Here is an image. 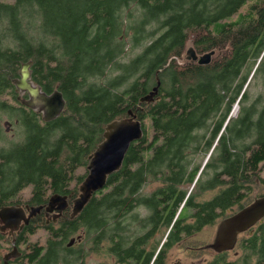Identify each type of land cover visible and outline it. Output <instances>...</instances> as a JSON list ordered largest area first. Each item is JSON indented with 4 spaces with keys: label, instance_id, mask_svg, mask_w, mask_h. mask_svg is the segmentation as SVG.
Returning <instances> with one entry per match:
<instances>
[{
    "label": "trees",
    "instance_id": "trees-1",
    "mask_svg": "<svg viewBox=\"0 0 264 264\" xmlns=\"http://www.w3.org/2000/svg\"><path fill=\"white\" fill-rule=\"evenodd\" d=\"M190 41L198 56L213 53L208 65L180 64ZM26 63L43 93L62 94L56 118L20 94ZM254 78L264 84V0H0V114L23 134L0 149V210L55 197L71 206L108 126L141 128L77 215L68 206L42 225V252L38 232H24L31 252L20 264H88L103 254L137 264L154 226L177 244L263 197L253 192L264 188V105L245 106ZM205 193L214 196L200 200ZM77 234L78 250L68 247ZM232 252L221 264H264V220Z\"/></svg>",
    "mask_w": 264,
    "mask_h": 264
},
{
    "label": "water",
    "instance_id": "water-1",
    "mask_svg": "<svg viewBox=\"0 0 264 264\" xmlns=\"http://www.w3.org/2000/svg\"><path fill=\"white\" fill-rule=\"evenodd\" d=\"M192 55L194 56L193 61L198 62L200 65H208L211 62L213 53L207 54L201 58H197L196 57L197 54L193 50ZM31 66H32V63H26L23 65L21 72H20L21 77L20 79L16 81L17 88L23 92L28 93L29 97H32V99H38L40 102H42V98H46V96H48L47 99H51L53 102L54 100L53 95H55L56 93H58L63 99V96L60 92L56 91L52 95H47L42 92V89L39 86L35 85L31 81V70H30ZM252 76L250 77V80L252 79ZM26 104L29 105L27 101H26ZM47 106H44V107H47ZM30 107L32 108L33 105ZM64 107H65V101L63 99V110H64ZM49 111L50 110L45 111L44 113L46 114L44 117L47 120H52L63 112L62 111L57 116L50 117L52 116L53 111L52 112H49ZM128 128H131V129H128ZM140 135H141L140 124L135 122L131 126H128L126 128V131L123 134H121L118 138H115L116 140L112 142L105 141L107 144L103 152L97 155L99 151L98 150L95 153L97 156L95 159V171H94L95 177L92 176V180L89 181L87 185L90 187V185L93 184V189L91 190V194L94 190L98 189L105 183V180L108 174L116 171L121 166L124 156L130 144L135 139L139 138ZM105 142L101 145V147L105 144ZM208 158L209 156L207 157L206 161L208 160ZM87 181L88 179L86 180V182ZM91 194L89 195L88 199L90 198ZM55 199L67 200V198L55 197L51 200V202L54 201ZM87 200L85 199L84 201L87 202ZM86 202H83V204L80 205L78 213L81 211V209L84 206V203ZM47 206L31 208V213L28 217H27L25 210L21 207H7V208L0 210V221L4 223L3 229H6V228L11 229L12 235H13L14 230L18 229L22 221L29 223L30 219H32L34 216L39 214L42 210L46 209ZM263 220H264V196L261 198H258L250 205L244 207L243 209L239 210L237 213L223 220L218 226L215 239L213 243L210 245V248L214 250L216 253H224V252L233 251L237 245L240 235L246 233L247 231H249L256 225L261 223ZM76 241L77 239H72L70 243L68 244V247H73ZM18 255H19V252L17 249H15L14 251H12L10 254H8L5 257V264H9L8 261L11 259V257H17Z\"/></svg>",
    "mask_w": 264,
    "mask_h": 264
},
{
    "label": "rangeland",
    "instance_id": "rangeland-1",
    "mask_svg": "<svg viewBox=\"0 0 264 264\" xmlns=\"http://www.w3.org/2000/svg\"><path fill=\"white\" fill-rule=\"evenodd\" d=\"M193 50H194V48L192 47L191 41H190L188 43L186 53L180 59V64L183 65L185 63H190L191 61L194 60L193 59L194 56L192 55ZM196 57L201 58L198 55ZM249 93L250 94L248 97V101L245 103V106H249V105H252L254 103H257V108L260 110L262 108V106L264 105V102L257 101V99L259 97L264 98V84H263V82L259 81V79L254 78V80H252V84L249 87ZM20 94L23 96L26 94V92H23L20 90ZM53 97H54L53 102L51 99H47L48 96H46V98H42V104L40 103V101L38 99H32V97H29V99L27 100V103L30 106H32L33 103H35V105L40 104L39 106H37V108H35V105H33L32 108L35 111L41 112L43 114L45 113V111H48V110H50L49 112L53 111L52 116H50V117H54L63 111V99L61 98V96L58 93L53 95ZM50 104H52V105H50ZM44 106H47V107H44ZM240 111H241L240 105H236L233 108V111L231 114L232 118L237 119L240 116ZM45 115L46 114H44V116ZM0 120H1L2 130H3L2 135H0V149L10 147L11 145H13L15 143H19L23 140V134H22L21 128L14 124V121H12L10 119L9 114H0ZM9 123H11V124L9 125ZM134 123L135 122L130 121V120H123V121H116V122L110 124L107 128V132L105 135L106 141L112 142V141L116 140L115 138H118L121 134H123L126 131V128L128 126H131ZM128 129H131V128H128ZM106 144L107 143L105 142V144L99 149L97 155H99V153H101L105 150ZM96 157L97 156L95 154L92 158V161L90 164V175L88 177V181L81 186V194L74 201V203L71 206H70L68 200L55 199L54 201H52L47 206L46 209L42 210V212H44L45 221L47 223L57 222L61 217L64 216V212L66 211V209H68V206H70L69 209L71 210V216H74L75 214L78 213L80 205H82L83 202H86L84 200L88 199L89 195L91 194V190L93 189V184H91L90 187L87 185H88L89 181L92 180V176H94ZM202 160L204 161V159H201L200 161H202ZM205 162H206V160H205ZM263 177H264V175H263ZM203 181H206V180H203ZM152 189L153 188H149V190H152ZM29 191H30V188H28L25 191V195H28ZM261 192H262V194L264 193V188L256 186L254 189V192H253L254 199H257V197L259 196V193H261ZM211 196H212V193H205L203 196L200 197V200L210 198ZM1 224H2V221H0V226H1ZM218 226H219V224H217V226H215L214 228L207 229L204 232V234H202L200 236L203 240V242L201 244L202 245H208L207 249H210V244H212L214 239H215V235H216ZM78 238H79L78 234L75 235L74 237H72V239H78ZM37 239H38V236L34 237L33 240L36 241ZM1 241L2 240L0 239V245L2 243ZM0 248H1V246H0ZM74 248L78 250L79 245L75 243ZM210 253H211V251H206L202 257L194 259L188 253H186V249L185 250H182V249L178 250L177 249V250L173 251L172 259L175 263H180V264H205L204 263L205 261L210 260L212 258V256L209 255ZM3 254H4V252H1L0 257ZM235 254L236 253H233L231 251L230 258L231 259L234 258L236 256ZM87 263L88 264H101V263L113 264V259L111 257H109L107 254H105V255L103 254L102 256L91 255L87 258Z\"/></svg>",
    "mask_w": 264,
    "mask_h": 264
},
{
    "label": "flooded vegetation",
    "instance_id": "flooded-vegetation-1",
    "mask_svg": "<svg viewBox=\"0 0 264 264\" xmlns=\"http://www.w3.org/2000/svg\"><path fill=\"white\" fill-rule=\"evenodd\" d=\"M214 196V193H212V196L210 198L204 199V201H209ZM31 208L25 205V212L27 214V217L31 213ZM29 214V215H28ZM147 215V211L145 209L139 210V217L138 219L141 221L145 216ZM194 222L193 218H189L187 220V223ZM222 221H218L216 224L208 225L204 227V229L180 242L177 244H174L172 241L167 242V236L162 237V235L158 234L157 228L154 226V233L147 238V243L145 245V252H143L142 258L138 260L137 264H145L147 262L148 257L150 254L155 250V254L153 256V259L150 264H180L175 263L172 259V254L174 250H185L186 253H188L191 257L194 259H197L199 257H202L206 251H211L209 255L212 256L210 260L205 261V264H210L213 260L215 261V264H221V253H216L214 250L207 249L208 245H202L203 242L202 238L200 237L204 232L209 228H214L217 226V224H220ZM47 224L45 221V215L44 212H40L39 214L34 216L32 219H30L29 223H26L25 221H22L18 229L14 230L12 235V230L9 228L3 229L4 223L2 222L0 226V239L1 242V248L0 253L4 252V254L0 257V264H5V257L10 254L15 249L18 250L19 255L17 257H11V259L8 261L9 264H20V262L23 259V256L25 255V252H31V240L29 236H27L24 232H29L31 229H35L38 232V239L40 240V248L42 252V225ZM216 236V235H215ZM19 237L22 239L19 240ZM145 236H141L140 238H144ZM27 238L28 242H24V239ZM33 238V237H32ZM163 239V240H162ZM162 240V242L159 244V242ZM184 240V241H183ZM183 241V242H182ZM167 242V243H166ZM159 244V245H158ZM211 245V244H210Z\"/></svg>",
    "mask_w": 264,
    "mask_h": 264
},
{
    "label": "bare ground",
    "instance_id": "bare-ground-1",
    "mask_svg": "<svg viewBox=\"0 0 264 264\" xmlns=\"http://www.w3.org/2000/svg\"><path fill=\"white\" fill-rule=\"evenodd\" d=\"M42 104V102H40ZM33 105H35V103H33ZM40 104H36L35 108H37V106H39ZM29 215V214H28ZM36 217V216H35Z\"/></svg>",
    "mask_w": 264,
    "mask_h": 264
}]
</instances>
